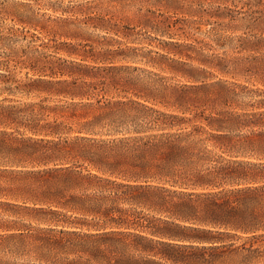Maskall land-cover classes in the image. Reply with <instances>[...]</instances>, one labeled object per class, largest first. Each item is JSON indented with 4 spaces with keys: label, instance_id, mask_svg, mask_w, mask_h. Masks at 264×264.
Instances as JSON below:
<instances>
[{
    "label": "trees",
    "instance_id": "trees-1",
    "mask_svg": "<svg viewBox=\"0 0 264 264\" xmlns=\"http://www.w3.org/2000/svg\"><path fill=\"white\" fill-rule=\"evenodd\" d=\"M73 53L81 58L52 65L50 78L3 75L0 252L14 257L8 264H264V132H239L247 116L264 123L263 113L218 110L217 93L226 105L239 96L224 81L160 96L124 86L120 67L100 65L111 58L93 47ZM128 113L143 131L110 133ZM183 129L205 137L214 162L185 143ZM94 186L120 198L81 194Z\"/></svg>",
    "mask_w": 264,
    "mask_h": 264
},
{
    "label": "rangeland",
    "instance_id": "rangeland-1",
    "mask_svg": "<svg viewBox=\"0 0 264 264\" xmlns=\"http://www.w3.org/2000/svg\"><path fill=\"white\" fill-rule=\"evenodd\" d=\"M205 3L215 7L205 8ZM41 4L42 0H0V98L7 96L1 93L3 75L25 79L26 75L37 77L46 71L50 78L52 65L63 59H80L73 52L93 47L97 54L111 58L100 65L120 67L114 73L130 90L156 87L147 79L148 72L173 77L179 86L224 81L239 96L226 105L217 93L213 104L218 110L262 112L260 120H264V0H155L158 7L147 10L149 16L143 25L153 34L151 39L158 55L151 56L150 48L144 64L132 61L134 50L120 47L124 41L131 43L129 38L139 25L109 20L111 38L97 41L67 32V24L54 20V10H44ZM95 19L98 24L105 23L103 17ZM205 29L212 33L211 44L196 35ZM101 43L115 47L98 52ZM50 52L57 53L55 59L50 58ZM115 85L113 81L108 86ZM170 96L176 95L172 92ZM210 111L206 109V113ZM255 118L242 119L240 134L251 137L264 132V123L249 125Z\"/></svg>",
    "mask_w": 264,
    "mask_h": 264
},
{
    "label": "clouds",
    "instance_id": "clouds-1",
    "mask_svg": "<svg viewBox=\"0 0 264 264\" xmlns=\"http://www.w3.org/2000/svg\"><path fill=\"white\" fill-rule=\"evenodd\" d=\"M40 7L44 10H54L55 15L53 19L59 22H65L67 24V32L80 33L97 41H104L105 38H111V32L107 30L111 28V24L108 23L109 20L120 24L131 22L133 25H139L136 29V33L129 38L131 43H129V41H124L121 43L120 47L134 50L131 53V59L133 62L139 64L145 63V54L149 53L150 48L153 49L151 56L158 55L151 39L153 34L143 25V21L149 16L147 10L158 7V5L155 4V0H42ZM203 7L211 8L215 7V5L212 3H205ZM97 17H103L105 23L98 24L95 19ZM196 35L201 36L209 44L212 43V33L209 32L208 29ZM110 47L115 46L101 43L97 47V51L104 52ZM45 51H48V49H45ZM56 56L57 53L50 52L51 59H55ZM147 79L151 80L156 85L157 94L160 96L166 95L173 86H179V82L173 77H161V75L156 72H148ZM128 120L129 122L126 126L119 130L109 127L108 131L110 133L122 132L131 130L133 127L136 128L137 131H143L141 125L144 121L137 122L136 117L131 113H128ZM89 130L92 132L97 131L95 128ZM179 134L185 137L186 144L194 145L197 149L203 151L210 161H215L216 154L208 151L204 136L197 135L196 132L189 129H183ZM64 138L65 136L60 137L61 140ZM67 138L72 139L71 137ZM206 167L210 169L212 164H208ZM81 194L86 196L102 194L108 197L110 201H117L120 198L119 193L112 191L105 192L103 189L95 186L91 189H84ZM129 210L135 211L136 209L130 207ZM0 257L3 258L4 264H8L9 261L14 259L7 250L0 252ZM68 259H71V257Z\"/></svg>",
    "mask_w": 264,
    "mask_h": 264
}]
</instances>
